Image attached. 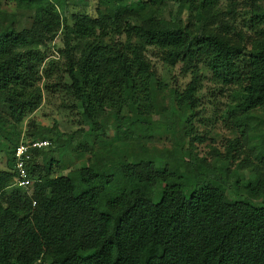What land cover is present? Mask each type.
<instances>
[{
    "label": "trees",
    "instance_id": "trees-1",
    "mask_svg": "<svg viewBox=\"0 0 264 264\" xmlns=\"http://www.w3.org/2000/svg\"><path fill=\"white\" fill-rule=\"evenodd\" d=\"M93 1L95 16L70 13L67 0H7L16 4L18 16L7 20L0 12V103L14 106L20 118L30 116L42 104L38 85L45 79L43 89L66 94L96 136L105 133L99 121L107 111L120 123L117 133L147 131L160 85L148 54L177 52L192 75L182 93L189 117L195 116L191 106L201 86L199 66L205 64L215 83L234 89L236 103L225 117L241 138L230 143L222 165L205 169L214 177L206 182L199 177L204 170L180 180L162 167L167 159L178 162V153L187 159L183 147L161 157L160 164L144 151L132 162L125 159L115 174L99 153L92 163L56 175L59 162L43 159L44 149L35 151L28 165L32 194L12 187L19 145L14 140L9 169L0 170V264H264V176L254 165L255 180L245 169L225 184L221 171L249 139L257 120L252 113L264 110V0L245 2L249 10L242 21L254 34L250 45L237 30L235 0L225 7L226 0ZM186 3L190 24L183 22ZM60 31L59 58L43 67L41 46ZM260 133L254 156L261 165ZM76 134L40 125L27 138L47 139L50 147L56 140L64 148ZM109 184L116 189L110 191ZM229 190L260 205L232 200Z\"/></svg>",
    "mask_w": 264,
    "mask_h": 264
},
{
    "label": "rangeland",
    "instance_id": "rangeland-1",
    "mask_svg": "<svg viewBox=\"0 0 264 264\" xmlns=\"http://www.w3.org/2000/svg\"><path fill=\"white\" fill-rule=\"evenodd\" d=\"M51 1L57 4L60 0ZM245 2L246 0L233 1L232 9L236 11L237 19L235 21L240 22L237 25V30L244 37V41L250 45L254 34L245 23L246 21H242L249 10ZM226 3L227 0L223 2V7ZM67 6L72 14L95 16L97 4L93 0H67ZM190 6L191 3L185 5L184 24H190L192 21L188 16ZM173 9L175 11L178 9L177 3ZM0 12H6L7 20H15L18 16L16 4L7 2V0H0ZM63 47V34L60 31L53 41L41 46V50L47 56L43 67L50 60L58 59L59 49ZM148 56L152 61L153 73L160 82L157 104L150 116L153 123L152 129H148V132L133 130L131 134L128 132L117 133L116 128L120 123L111 112L107 111L103 120L99 121L105 125V133L103 136L100 134L99 138L92 131L94 125L83 121L80 110L74 107L66 94L63 92L48 93L43 89L44 79L38 85L43 91L42 104L30 116L20 118L19 112L14 106L0 103V170L9 169V151L13 146L12 142L18 140L20 144L30 141V138H27V133L38 130L41 125L49 128L56 126L61 134L73 135L77 133L74 136L76 140L72 141L74 143L72 146L59 148L58 145L61 143L59 144L54 139L52 147L44 149L43 159H53L59 162L56 164L59 166L54 168L56 175L66 174L77 167L92 163L95 161L94 155L99 153L108 164L109 171L115 174L125 159L132 162V156L140 155L144 151L155 154L158 164H160L163 160L161 157L164 159L166 156L170 157L172 153L183 147L185 156L188 155L187 159H183L184 156L178 153L176 157L178 162L171 159L162 162V167L169 170L170 178L184 180L191 177L193 172L202 170L204 172L199 176L201 181L206 182L214 178L205 169L211 170L217 164L222 165L230 150V143L238 137L241 138L233 120L225 117L230 106L236 103L234 89L215 83L207 66L201 64L199 66L201 86L197 93L196 106H191L195 116L189 117L187 110L189 106L182 93L190 83L192 75L185 73V65L178 60L177 52L151 50ZM252 114L257 116V120L250 127L249 139L241 141L240 150L234 153L235 158L228 162L227 167L221 169L224 173L222 181L225 184H231L238 180L245 169L246 176L252 180H255L258 174L264 176V164L260 165L254 156L260 142V132L264 130V110H257ZM127 116L132 118L133 114H127ZM184 118L185 120H183ZM123 120L126 121V119ZM182 124L183 127H181ZM169 125L171 128L173 127V130L169 129ZM123 130H126V127ZM182 162L183 167H179ZM201 163L204 167L200 165ZM242 164L248 165L250 168H243ZM254 165L259 166L257 175L253 173ZM12 187L16 186L12 183ZM108 187L110 191L116 189L110 184ZM154 189L156 191L157 186ZM29 193L32 194L33 190H29ZM228 195L232 200L243 199L254 205H260L258 200L247 197L246 194L236 196L233 190H229ZM86 209L94 210L95 208L87 206Z\"/></svg>",
    "mask_w": 264,
    "mask_h": 264
},
{
    "label": "built area",
    "instance_id": "built-area-1",
    "mask_svg": "<svg viewBox=\"0 0 264 264\" xmlns=\"http://www.w3.org/2000/svg\"><path fill=\"white\" fill-rule=\"evenodd\" d=\"M50 145L51 142L44 139L21 142L17 146L14 153V186L24 188L27 191L33 190V180L29 174L28 165L31 162L35 151L47 149Z\"/></svg>",
    "mask_w": 264,
    "mask_h": 264
}]
</instances>
